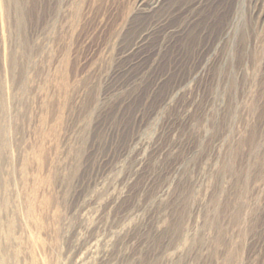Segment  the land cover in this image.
Listing matches in <instances>:
<instances>
[{"label":"rangeland","instance_id":"rangeland-1","mask_svg":"<svg viewBox=\"0 0 264 264\" xmlns=\"http://www.w3.org/2000/svg\"><path fill=\"white\" fill-rule=\"evenodd\" d=\"M74 1L0 0V253L264 264V0Z\"/></svg>","mask_w":264,"mask_h":264},{"label":"bare ground","instance_id":"bare-ground-1","mask_svg":"<svg viewBox=\"0 0 264 264\" xmlns=\"http://www.w3.org/2000/svg\"><path fill=\"white\" fill-rule=\"evenodd\" d=\"M167 0H154L153 2V5H158V4H161V2H165ZM84 2V0H83ZM82 0L81 2L78 0L77 2L74 1V3H72L71 5V11H70V18H69V25L70 27L74 28L77 26V24L79 23L80 21V17H81V13H82ZM144 4V2L142 1L141 3H139V6H142ZM165 4V3H164ZM85 5V3H84ZM149 5V4H148ZM91 6V4L89 5ZM5 115V114H3ZM18 124V123H17ZM20 125V124H19ZM7 140V138L5 139ZM6 143V142H5ZM14 144V143H13ZM11 145V143H10ZM21 147V146H20ZM5 148V147H4ZM5 150V149H4ZM7 151V150H6ZM2 154V153H1ZM10 155V154H9ZM4 157V156H3ZM11 157V156H10ZM10 184V183H9ZM7 182L5 183L4 180H0V190L1 189H4L5 190H8V185H9ZM1 192V191H0ZM32 193V192H31ZM7 195V193H6ZM5 195V196H6ZM32 196V195H31ZM30 194L27 195V197H25V206L22 208V212H23V216L25 217V221H32L34 223H36V225H38L40 227V229L42 231H45V230H48L51 231V244H52V249L58 244V232H61L58 230V225L57 223L61 220V217H60V214L57 213V212H54V215L51 216V217H44L41 216V213H38V211H43L45 209L46 206H49V202L52 201V197H49L47 199L45 198H38V197H31ZM1 199V198H0ZM2 201L0 202V212L1 209H8V206H9V203H12L10 201V197L6 196V198H3L1 199ZM11 200H12V197H11ZM19 200V199H18ZM22 200V198H21ZM17 201V200H16ZM18 203V202H17ZM52 203V202H51ZM50 203V204H51ZM14 205V203H13ZM17 205V204H16ZM20 205H23V204H20ZM51 206V205H50ZM49 206V207H50ZM14 208V207H13ZM13 212H16L14 211L15 208L13 209ZM43 210H42V209ZM48 209V208H47ZM52 209V208H51ZM11 210V211H12ZM19 210V209H18ZM8 211V210H6ZM5 213H8L6 212ZM21 212V211H20ZM9 214V213H8ZM13 215V214H12ZM15 217L18 216L16 214H14ZM47 215V214H46ZM12 219L8 222V231H6V237L8 239V242L9 241H12V242H15L16 240V233H15V229L13 230V226L15 225V227L17 228L16 226V219ZM17 218V217H16ZM14 224V225H13ZM28 224V222H27ZM29 225V224H28ZM27 225V226H28ZM34 225V226H36ZM26 226V227H27ZM26 227H25V232H23V234H25V237H24V240H25V244L24 242H19L20 240L17 239L18 241V244L19 246H21L22 248H20L21 250H23V258H26L27 260H29V264H52V260L53 258L51 257V255L49 256V254L46 253V246H45V243H43L42 240H39L41 236H39V239L38 240H34V241H31V237H29L30 235H28V232L26 230ZM62 227V226H61ZM33 228V227H32ZM31 226H30V229L29 230H32ZM37 231V229H36ZM34 231V232H36ZM40 232V231H39ZM38 232V233H39ZM46 232V231H45ZM37 233V232H36ZM37 233V234H38ZM47 233V232H46ZM20 234V233H19ZM35 234V233H34ZM41 235V233L39 234ZM19 236V235H18ZM33 236V234H32ZM38 236V235H37ZM19 238V237H18ZM34 238V237H33ZM8 244V243H7ZM6 250V249H5ZM21 250L19 252H21ZM6 252V251H5ZM18 253V251H17ZM17 253H14V256L15 257H21L20 255L18 256ZM8 254V253H7ZM21 254V253H20ZM22 259V258H21ZM31 259H33V261L31 262ZM19 260V258L17 259V261ZM26 260H24L25 262ZM36 261V262H35ZM35 262V263H34ZM0 264H14L11 262V259L9 257V255H3L2 253H0Z\"/></svg>","mask_w":264,"mask_h":264}]
</instances>
